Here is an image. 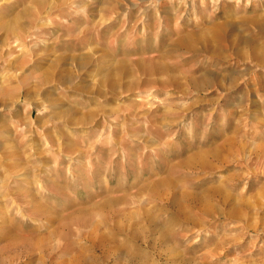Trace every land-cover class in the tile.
<instances>
[{
	"label": "rangeland",
	"instance_id": "rangeland-1",
	"mask_svg": "<svg viewBox=\"0 0 264 264\" xmlns=\"http://www.w3.org/2000/svg\"><path fill=\"white\" fill-rule=\"evenodd\" d=\"M0 264H264V0H0Z\"/></svg>",
	"mask_w": 264,
	"mask_h": 264
},
{
	"label": "bare ground",
	"instance_id": "bare-ground-1",
	"mask_svg": "<svg viewBox=\"0 0 264 264\" xmlns=\"http://www.w3.org/2000/svg\"><path fill=\"white\" fill-rule=\"evenodd\" d=\"M229 1H232V0H229ZM12 174V173H11Z\"/></svg>",
	"mask_w": 264,
	"mask_h": 264
}]
</instances>
